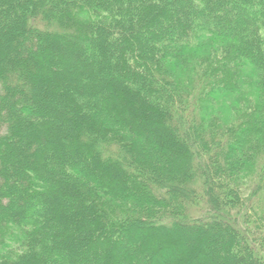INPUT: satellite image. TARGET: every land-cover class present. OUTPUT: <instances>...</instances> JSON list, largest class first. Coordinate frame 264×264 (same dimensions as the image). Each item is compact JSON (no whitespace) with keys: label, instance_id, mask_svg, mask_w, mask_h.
<instances>
[{"label":"trees","instance_id":"1","mask_svg":"<svg viewBox=\"0 0 264 264\" xmlns=\"http://www.w3.org/2000/svg\"><path fill=\"white\" fill-rule=\"evenodd\" d=\"M0 264H264V0H0Z\"/></svg>","mask_w":264,"mask_h":264}]
</instances>
